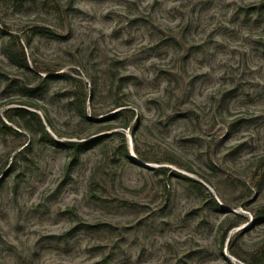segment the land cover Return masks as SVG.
Instances as JSON below:
<instances>
[{
	"label": "rangeland",
	"instance_id": "rangeland-1",
	"mask_svg": "<svg viewBox=\"0 0 264 264\" xmlns=\"http://www.w3.org/2000/svg\"><path fill=\"white\" fill-rule=\"evenodd\" d=\"M263 205L264 0H0V264H264Z\"/></svg>",
	"mask_w": 264,
	"mask_h": 264
},
{
	"label": "trees",
	"instance_id": "trees-1",
	"mask_svg": "<svg viewBox=\"0 0 264 264\" xmlns=\"http://www.w3.org/2000/svg\"><path fill=\"white\" fill-rule=\"evenodd\" d=\"M13 41H9L8 44L6 45V54L8 58L15 63L16 65L20 67H25L28 68V59L26 57L25 51L23 50V47H20V50L15 46L12 45ZM39 123L41 124V120H38ZM43 128V125H42ZM44 140L47 143H53V144H59L56 141L53 140L51 135L48 132L44 131ZM61 146L67 147L71 151L78 152V147L77 146H83L84 144H73V143H62L60 144ZM264 217V205L262 206L261 210L257 213L256 215V220Z\"/></svg>",
	"mask_w": 264,
	"mask_h": 264
}]
</instances>
